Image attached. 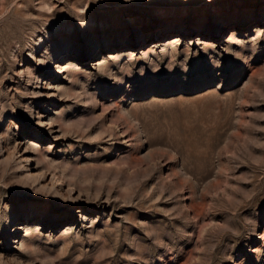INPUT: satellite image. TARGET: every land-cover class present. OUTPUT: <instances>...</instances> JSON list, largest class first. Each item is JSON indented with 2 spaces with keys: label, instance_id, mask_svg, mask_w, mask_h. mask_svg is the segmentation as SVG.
<instances>
[{
  "label": "rangeland",
  "instance_id": "rangeland-1",
  "mask_svg": "<svg viewBox=\"0 0 264 264\" xmlns=\"http://www.w3.org/2000/svg\"><path fill=\"white\" fill-rule=\"evenodd\" d=\"M0 264H264V0H0Z\"/></svg>",
  "mask_w": 264,
  "mask_h": 264
},
{
  "label": "bare ground",
  "instance_id": "bare-ground-1",
  "mask_svg": "<svg viewBox=\"0 0 264 264\" xmlns=\"http://www.w3.org/2000/svg\"><path fill=\"white\" fill-rule=\"evenodd\" d=\"M17 228H19V225H17Z\"/></svg>",
  "mask_w": 264,
  "mask_h": 264
}]
</instances>
